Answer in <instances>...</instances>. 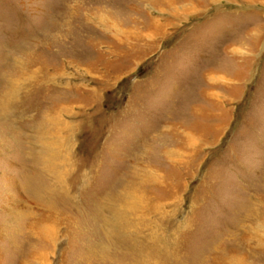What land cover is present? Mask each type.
<instances>
[{"label": "rangeland", "instance_id": "rangeland-1", "mask_svg": "<svg viewBox=\"0 0 264 264\" xmlns=\"http://www.w3.org/2000/svg\"><path fill=\"white\" fill-rule=\"evenodd\" d=\"M60 27L66 33L56 42L50 36ZM28 47L40 56L26 55ZM103 50L110 52L101 57ZM19 68L14 83L32 74L42 80L31 107L0 113V247H14L27 217L41 212L22 187L35 179L64 194L56 197L64 216L45 264H82L77 257L97 242L92 228L73 233L77 211L109 216L98 204L117 179L144 168L156 184L140 193L143 231H177L184 254L208 251L215 237L221 248L235 244L264 215V0H0V98L3 80ZM58 107L68 127L56 150L71 162L64 187L34 162L55 128L42 115ZM194 121L206 130L172 164L166 151L178 142L167 127L181 132Z\"/></svg>", "mask_w": 264, "mask_h": 264}, {"label": "bare ground", "instance_id": "bare-ground-1", "mask_svg": "<svg viewBox=\"0 0 264 264\" xmlns=\"http://www.w3.org/2000/svg\"><path fill=\"white\" fill-rule=\"evenodd\" d=\"M66 14H72L70 12V7H67ZM83 21H87V18L83 17ZM62 29L60 27L58 32L50 36V38L56 42V39L60 40L66 33V31ZM38 43L39 44L36 45L44 44ZM94 44L97 45V41H95ZM53 46L52 44L51 47ZM36 50H30L28 47L25 49V54L39 57L40 53L38 55ZM107 52H110V50L99 51V56L102 57ZM37 68L40 70L39 66ZM20 71V68L19 70L10 71L6 79L3 80V92L0 98V113L6 116L8 115L9 117H12V112L18 110L20 106L23 108L27 106L31 107L27 102L30 93L37 89V87H40L38 83L42 80L39 77L37 81H32L35 80L32 74L31 79L27 83H25L24 79L16 77V84V82L14 83L12 81L11 77L14 74L17 75ZM74 89L77 90L78 86H75ZM204 93L205 91L203 94ZM209 95L211 96L212 93L210 92ZM215 101H219L216 103V106L221 102L218 98L215 99ZM62 107L61 109L66 110L64 106ZM55 109L54 116H49V119L46 118L45 113L42 115L46 121L55 125L53 126L55 128L54 130L51 128L50 130H45L46 132L44 131L43 141L41 140L42 154H40V157H35L36 160H34V162L42 169L46 170V172L52 173L55 182L64 187L70 184L65 177L69 174L68 166L71 162L67 160L68 158L61 157L56 147L61 143L60 136L64 128L63 125L67 127L68 125L65 122L63 124V121H61V116L59 115L60 111H58L61 110L60 107ZM190 111L200 117H205L207 115V113L202 112L203 110L200 107L196 108L192 106L190 107ZM183 127L184 129L181 132L177 131L174 125L167 127V131H171L174 140L178 142V144L175 145L176 149L172 148L171 151H166V154L173 153H171L172 155L170 154V162L172 164L183 161L184 155L195 149L207 125L194 121L185 124ZM219 128L220 126L216 127L214 137ZM59 133L60 136L58 135ZM185 150H188V152ZM64 156H66V152ZM65 164H67V166ZM75 164L76 161L73 165ZM145 169L146 168L143 169L144 171L140 170V172L133 171L131 175L127 177H120L117 179L114 189L111 190L110 194L101 204H98L99 209L101 208L102 210L104 208L110 213L109 216H103L101 213L98 215L97 212L93 213L88 210L77 211V216L75 217L77 224L73 226L74 230L71 228L73 233L76 231L82 235L84 229H87V227L92 228L95 242H97V244H93L95 249L92 253L96 260H90L92 254L88 253L85 256L84 252L83 255H80L82 258L77 257L78 263L174 264L175 262V264H202L199 259L204 258L207 260L204 264H264V215L256 218L257 222H255L254 219L255 225H249L246 229L244 228L238 234L239 237L235 238V244L221 248V246H218L217 237H215L213 239L215 241L210 245L214 247V250H210L211 247L209 246L210 248L208 251L201 249L198 252L191 251L188 254H184L179 248L180 240H178L179 235L177 231H173L170 235H158L157 233H153V228L151 229L152 231L150 230L151 233L144 232L143 229L147 227L149 223L138 214V212L141 213L140 211L147 207L140 193L144 186L156 184L153 175L154 171L150 172L151 170L146 171ZM147 169L149 168L147 167ZM83 175L82 169L72 173L73 184L82 180ZM35 180H32L31 183L27 181L30 185H23L22 187L42 206V210L34 216L27 217V221L22 226L23 236L21 240H17L18 243L14 244V247L7 246L6 244L0 247V264H45L48 261L47 254L49 252H46L47 249L56 246L57 235H59L58 233L60 232L59 224L64 214L57 209L55 202L59 197L62 198L64 194L60 192L62 195L59 196L58 192L56 193L57 186L59 185H48L47 181H45L47 184H38ZM63 189L60 188V190ZM67 223L70 222L67 220ZM80 235L79 243H85V240L83 241L82 239L83 236ZM185 256H189L190 259L185 260L183 258Z\"/></svg>", "mask_w": 264, "mask_h": 264}]
</instances>
